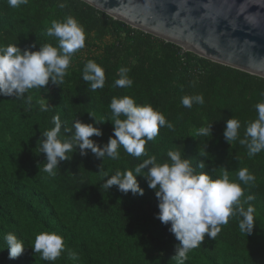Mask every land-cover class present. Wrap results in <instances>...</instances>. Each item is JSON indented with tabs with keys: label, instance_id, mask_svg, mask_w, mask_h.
Listing matches in <instances>:
<instances>
[{
	"label": "trees",
	"instance_id": "1",
	"mask_svg": "<svg viewBox=\"0 0 264 264\" xmlns=\"http://www.w3.org/2000/svg\"><path fill=\"white\" fill-rule=\"evenodd\" d=\"M61 2L66 6L61 8ZM67 16L83 26L86 40L72 56L63 84L50 80L46 89H32L23 98L0 96V264H178L174 255L179 242L170 223L157 218L159 201L143 174L137 176L143 195L125 194L117 186L102 189L116 171H134L150 156L158 163L168 161L169 150L180 151L197 172H207L213 179L227 171L239 182L242 168L255 176L248 185L240 182L241 202L255 197L244 203L245 208L249 204L254 208L252 233H242L241 218L232 216L215 239L205 236L184 264H264V151L249 157L239 139L230 144L224 137L230 118L240 122V138L248 122L257 119L255 105L264 100V77L201 57L84 0H28L18 8L0 0V45L17 44L33 51L42 44L58 47L47 29L53 20ZM88 60L105 71V85L95 92L82 79ZM120 67L130 69L131 87L114 86ZM198 94L204 96V104L193 103L191 108L181 104L183 96ZM125 95L137 104H151L173 127H161L141 157L119 146L118 159H103L91 150L81 155L77 146L68 154L71 158L54 169L55 175L43 171L46 155L40 153L38 141L44 130L54 127L52 116L58 114L64 122L61 138L70 136L63 129L71 128L75 119L101 128L103 135L92 139L103 147L113 137L111 100ZM41 100L49 103L50 111H40ZM210 124L212 135L193 136ZM202 160L204 169L198 167ZM45 231L64 238L65 251L54 262L34 253L35 237ZM7 233L24 244L15 259L9 258ZM68 251L78 253L79 259H69Z\"/></svg>",
	"mask_w": 264,
	"mask_h": 264
},
{
	"label": "clouds",
	"instance_id": "2",
	"mask_svg": "<svg viewBox=\"0 0 264 264\" xmlns=\"http://www.w3.org/2000/svg\"><path fill=\"white\" fill-rule=\"evenodd\" d=\"M7 2L10 7L18 8L27 4L28 0ZM59 6L63 8L66 5L61 2ZM47 35L58 40V47L50 43L42 44L38 50L33 51L22 50L17 44L0 45V96L23 98L32 89H46L50 80L56 85L63 84L72 56L85 46V30L75 17L67 16L62 21L53 20L47 29ZM129 72V68L120 67L119 78L115 80L114 86L131 87L133 80L129 77ZM82 79L90 85L92 92L102 89L105 85L104 68L96 61L88 60L83 68ZM27 99L31 103V96ZM204 102L202 94L185 95L181 98V104L186 108H191L193 103L202 105ZM39 107L41 112L51 109L49 103L43 100ZM109 107L112 113L110 120L114 124L113 137L103 147L92 139L94 135H103L101 128L75 119L71 128L63 129L70 136L61 138L64 122L58 114L52 116L54 127L44 130L38 141L40 153L46 155L43 171L55 175L54 169L59 167L61 161L70 159L68 154H73V149L76 150L77 146L81 155H87L88 150H91L94 155L103 159L105 156L118 159L119 146L129 155L141 157L145 155L146 143L159 134L161 127H173L151 104H137L128 95L113 97ZM255 107L258 117L248 122L243 138L239 135L240 122L233 117L227 121L224 131L225 140L231 144L239 139V143L246 146L249 157L264 151V100ZM209 133L212 135L211 124L201 126L193 136L203 137ZM167 157L168 161L158 163L155 156H150L136 166L134 171H116L104 180L102 189L117 186L125 194L131 191L133 194L143 195L144 189L137 180V176L143 174L148 187L155 190L159 201L157 218L164 224L170 223V231L179 242L174 255L178 264H184L188 253L196 249L205 236L215 239L221 226L228 224L232 216L241 218L238 227L242 233H252L255 226L254 208L251 204L245 208L244 203L255 197L249 195L244 203L241 202L244 189L240 182L248 185L255 181V176L247 168L238 171L239 182L231 180L227 171L213 179L207 172H197L188 158H182L180 151L169 150ZM198 167L205 168L203 160ZM145 168H148L146 174ZM4 239L10 249V259L23 253L24 244L14 233H7ZM32 246L34 253L40 254V259L49 262L56 261L65 251L63 236L54 231L37 234ZM68 257L73 261L79 259L78 253L74 251H68Z\"/></svg>",
	"mask_w": 264,
	"mask_h": 264
},
{
	"label": "water",
	"instance_id": "3",
	"mask_svg": "<svg viewBox=\"0 0 264 264\" xmlns=\"http://www.w3.org/2000/svg\"><path fill=\"white\" fill-rule=\"evenodd\" d=\"M201 57L264 77V0H84Z\"/></svg>",
	"mask_w": 264,
	"mask_h": 264
}]
</instances>
